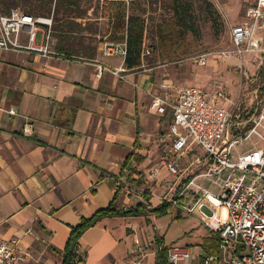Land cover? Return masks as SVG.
<instances>
[{"label": "crops", "instance_id": "obj_1", "mask_svg": "<svg viewBox=\"0 0 264 264\" xmlns=\"http://www.w3.org/2000/svg\"><path fill=\"white\" fill-rule=\"evenodd\" d=\"M227 1L234 10L241 8L237 0ZM89 14L90 21L103 25L93 10ZM101 29L92 42L85 39V45L97 46L89 57L59 54L54 37L47 57L28 50L0 51V242L16 241L22 264H61L72 228L112 202L119 212L139 208L138 215L110 216L88 229L79 241L76 264H164L167 252L161 249L171 247L164 230L174 219L190 215L163 199L175 177L164 169L157 178L150 175L164 156L158 137L171 122L169 115L149 109L152 95L162 93L160 83H173L164 79L167 65L144 63L130 70L123 57L103 56ZM19 40L27 45L25 31ZM36 43L42 44L41 33ZM222 62L226 75L234 73L225 70L227 64L240 65L237 58ZM98 66L104 70L98 72ZM229 102L219 101L231 109L234 102ZM257 107L246 116L238 113V120L248 121ZM193 153L202 150L194 146ZM130 183L150 194L129 193ZM197 183L218 192L206 178ZM162 204H170L166 213L152 212ZM213 235L209 232L197 248H189L191 257L183 264H201L205 256L218 254ZM135 239L148 246L144 256L135 252Z\"/></svg>", "mask_w": 264, "mask_h": 264}, {"label": "built area", "instance_id": "obj_2", "mask_svg": "<svg viewBox=\"0 0 264 264\" xmlns=\"http://www.w3.org/2000/svg\"><path fill=\"white\" fill-rule=\"evenodd\" d=\"M52 25V16L34 17L19 9L0 15V51L28 50L47 57L53 43ZM23 31L27 34V45L19 40ZM39 33L42 44L36 43ZM153 52L145 40L142 57L148 58ZM101 54L121 56L125 60L126 42L105 41ZM248 56L253 58L257 69L264 67V0L249 2L242 22L229 25L228 44L224 49L199 53L190 61L197 67H207L212 60L237 58L240 65L230 66L229 71L234 68L242 79L243 59ZM102 70L104 67L98 66V72ZM120 72L121 69L116 70L115 74ZM216 87L221 90L209 92L200 86L179 88L165 81L160 83L162 93L152 95L149 109L162 116L169 115L171 122L167 132L158 137L164 156L150 175L157 178L161 169L173 175L175 181L168 184L163 199L185 213L197 214L203 226L218 236L219 253L205 256L201 264H264V144L236 158L233 155L240 142L253 137L264 142L260 132L264 129V99L249 116L252 127L245 134L236 133L230 139L229 123L234 111H239L238 102H234L231 109L221 106L220 100L228 102L230 99L222 90V82ZM237 116L241 118V114ZM194 146L202 150L201 155L193 153ZM191 153V163L184 167L183 161ZM198 178L208 179L218 192L203 188L197 183ZM127 191L141 197L150 194L149 190H140L131 183ZM186 198H190L189 204H185ZM134 245L135 252L144 256L148 246L139 239H135ZM75 256L76 264L81 257L78 246ZM190 257L189 247L171 246L164 264H183ZM0 264H22L16 241L0 242Z\"/></svg>", "mask_w": 264, "mask_h": 264}, {"label": "rangeland", "instance_id": "obj_3", "mask_svg": "<svg viewBox=\"0 0 264 264\" xmlns=\"http://www.w3.org/2000/svg\"><path fill=\"white\" fill-rule=\"evenodd\" d=\"M252 1L254 0H237V4L241 3V8L234 10L233 5H230L227 0H183L181 3L183 7L179 9L177 16H179L181 23L178 29L184 30V36L183 39H179L180 50L173 55L170 61L165 63L161 62L159 58L157 50L158 35L155 33V27L164 21L166 23L171 22L174 16L171 0H163L162 4L160 3L159 6L155 7L138 2V6L142 8V11L137 12V9L134 11L137 14L142 13L148 19L149 30L146 42L148 46L155 49L153 55L148 57L144 63L146 65H156L157 63L167 65L168 75L164 79L171 80L174 83L171 84L179 88L200 86L209 92L217 88L218 82L225 84V81L228 80V86L225 87V84L222 90L229 96L231 100L229 104L234 102L238 96V105L242 108V112L236 110V114H233L229 123L230 139H233L236 133L245 134L252 127V124L248 121H239L237 114L241 113L246 116L250 110H255L264 99V73H261L262 67L257 69L253 64V58L245 57L243 61L248 77L246 78L244 75L241 79L240 75L235 73L234 68H232L233 74L226 75L221 67L222 61L212 60L208 67H197L190 60L199 53L224 49L228 44L229 25H234L241 20L240 16L244 15L245 8ZM101 2V0H86L87 5L97 7L96 11L100 8ZM238 15V19L235 20L234 17ZM229 69L230 67L227 64L225 70L228 72ZM218 90H221V88H217L216 91ZM228 107L226 106V108ZM260 132L264 136V129H260ZM263 144V140L253 137L238 143L233 154L235 156L243 155L255 150L257 147H263ZM164 231H166L164 233L167 245L189 247L191 249L197 248L196 243L199 242V239L209 235V231L199 222L198 216L192 214L174 219Z\"/></svg>", "mask_w": 264, "mask_h": 264}, {"label": "trees", "instance_id": "obj_4", "mask_svg": "<svg viewBox=\"0 0 264 264\" xmlns=\"http://www.w3.org/2000/svg\"><path fill=\"white\" fill-rule=\"evenodd\" d=\"M101 1L100 8L96 11L97 7L87 5L86 0H0V13L7 15L13 9H19L23 13L37 17L52 16V37L57 40L55 48L59 54L65 56H91V51H95L97 46L85 45V39L92 42L94 40L92 36L100 32V28H102V43L105 41L126 42L125 66L130 70L140 69L147 59L142 57V51L148 35L149 24L145 15L134 13V11L136 9L137 12L142 11L138 2L155 7L162 4L163 0L160 2L132 0L129 4L127 0ZM182 1L171 0V8L174 13L171 22L164 21L155 27V33L158 35L157 50L160 61L164 63L170 61L173 55L180 50L179 39H183L184 30L178 29L181 23L177 14L183 7ZM90 10H93V16L103 19L101 27L90 21ZM84 33L91 36H85ZM153 50L155 52L154 48ZM169 205L162 204L152 212L157 215L164 214ZM114 207L112 202L108 208L96 212L90 218L82 219L76 227L72 228L67 245L61 253V264H75V249L81 237L88 229L97 226L101 220L110 216H137L139 212V208L119 212ZM214 238L218 241L217 235ZM167 249L163 247L161 250L167 252Z\"/></svg>", "mask_w": 264, "mask_h": 264}]
</instances>
